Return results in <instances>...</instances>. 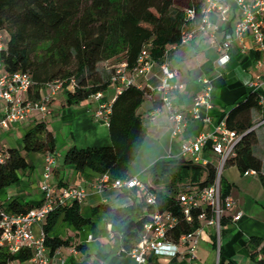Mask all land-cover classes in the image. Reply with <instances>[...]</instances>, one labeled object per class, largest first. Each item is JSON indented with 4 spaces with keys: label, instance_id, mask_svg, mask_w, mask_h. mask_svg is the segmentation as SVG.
<instances>
[{
    "label": "trees",
    "instance_id": "obj_1",
    "mask_svg": "<svg viewBox=\"0 0 264 264\" xmlns=\"http://www.w3.org/2000/svg\"><path fill=\"white\" fill-rule=\"evenodd\" d=\"M205 0H0V30L7 32L5 49L0 51L4 71L28 72L33 85L28 97L38 99L46 84L60 80L67 95V103L87 100L95 93L102 95L113 81L116 68L126 63V71L132 73L144 45L150 44V56L161 62L169 45L180 44L182 30L198 32L201 8ZM186 10H193V18L186 17ZM109 60L118 61L112 66L110 76L99 72V65ZM73 80V89L67 85ZM149 93V89L137 85L121 88L110 103L107 116L110 143L67 147L62 154L63 164L74 165L77 171L85 168L111 179L129 177L127 170L137 157L146 136L137 109ZM257 91L249 90L246 96L233 105L225 116L229 129L240 134L235 156L226 164L235 165L241 173L253 170L264 185L262 161L254 154L257 135L252 123V110L261 108ZM158 101V100H157ZM26 153H44L54 156L57 152L55 136L45 122L38 121L25 129L20 147H9L0 161V191L17 183L21 174L30 168ZM156 184L167 182V190H154L157 205L148 204L143 195L132 204L111 207L101 203L89 209L85 215L78 202L56 208L41 223L44 242L53 254L68 246L69 239L51 236L50 232L62 220L79 230L91 224V217L98 212L105 214L111 224V239L120 240L121 253L137 244L143 224L155 209L168 210L178 221L170 229L176 241L182 234L192 231L197 225L196 217L187 222L181 215L175 198L177 187L190 183L196 187L211 184L216 177L214 160L206 165L192 162L182 156L164 157L154 161L146 170ZM221 197L229 196L231 184L220 176ZM135 192L136 189H129ZM127 190H124L126 193ZM32 207L17 199L8 202L4 211L26 213ZM224 223V220L221 221ZM1 233V230H0ZM77 249H83L78 245ZM249 259L254 264H264V237L251 236L247 241ZM30 249L11 253L0 246V264L31 258ZM70 264V262L68 263ZM222 264H237L234 261Z\"/></svg>",
    "mask_w": 264,
    "mask_h": 264
},
{
    "label": "crops",
    "instance_id": "obj_2",
    "mask_svg": "<svg viewBox=\"0 0 264 264\" xmlns=\"http://www.w3.org/2000/svg\"><path fill=\"white\" fill-rule=\"evenodd\" d=\"M228 6L226 18L223 20L218 12L209 14L210 27L205 31L193 34L187 44L169 45L166 50V60L169 65L178 71L175 82L183 84V88L173 93L172 101L182 110L190 107L195 93L201 88L200 79L209 78L211 90V107L202 108L201 115L210 117V123L201 119L189 118L183 132V137H193L199 132L210 130L221 119H224L228 110L238 101L242 100L249 90L248 81L259 73L255 64L257 51L254 49L250 34L246 37V50L242 51L237 43H234L230 51V60L221 67L217 63L219 52L218 43L223 38L224 32L233 28L239 19V10L232 0H220ZM218 27L212 34V26ZM4 68L0 62V72ZM160 63L154 62L146 74L136 76V82L140 88H148L149 93L145 96L149 103L143 105L145 99L137 109L143 124L146 127V139L148 151L143 167L134 176L147 168L157 159L164 157L180 156L179 140L171 136V124L165 109L160 108L159 93L155 90L160 84ZM118 85L112 84L103 93L100 102L111 103L118 93ZM48 92L43 88L42 94ZM65 89L59 90L48 102L49 113L42 115L38 111L31 112L28 119L21 124H11L6 127L0 125V152L13 146L12 137L18 138L19 129L34 125L43 121L47 129L52 131L57 143V152L53 156L51 164V175L49 182L55 187L69 185H80L86 196L79 203L83 214L88 215L89 209L101 203L109 204L111 207L128 206L132 204L134 197L137 200L142 195L141 191L132 192L129 189H117L111 186L97 191L95 186L99 180V174L85 168L77 171L74 165L63 164L62 151L71 145L85 147L93 145H105L110 143L108 123L103 118L95 116L98 101L89 97L87 100L75 104L67 103ZM158 100V101H157ZM6 103L0 99V117L2 116ZM253 126L264 120V103L261 108L252 110ZM257 135V144L253 151L262 161L261 172L264 174V124L254 127ZM21 134V136L23 135ZM161 147L159 146V141ZM141 146V148H142ZM14 147V146H13ZM140 148V149H141ZM140 151V150H139ZM48 154L29 152L26 159L30 168L21 174L20 180L14 185L0 191V204L6 207L12 199L19 202H28L37 206L42 198L40 184L42 173L47 165ZM212 156L205 153V157ZM215 157L213 158V160ZM225 174L222 178L231 184L229 198L232 203L224 209L222 228L219 236V250L217 251V236L208 231L199 241L197 248V260L191 263L188 257L182 254L176 256L150 255L152 264H222L234 261L237 264H245L249 261L247 241L251 236L264 237V185L258 175L253 171L248 174L241 173L233 164H225ZM224 168V167H223ZM152 176V175H151ZM153 177H151L152 179ZM149 180V183L151 181ZM124 190H127L124 193ZM71 202H69L70 204ZM240 213L239 219L234 216ZM91 224L85 225L77 230L70 224L60 220L50 232L51 236L61 239H69L68 246L61 247L51 254V260L60 264H131L132 260L127 253H121L120 240L111 239V224L107 222L105 214L98 212L91 217ZM41 230V225L34 226L35 234ZM90 236V238H89ZM82 245L83 249H77ZM184 251V248H180ZM8 264H34L31 258L27 260H14Z\"/></svg>",
    "mask_w": 264,
    "mask_h": 264
},
{
    "label": "built area",
    "instance_id": "obj_3",
    "mask_svg": "<svg viewBox=\"0 0 264 264\" xmlns=\"http://www.w3.org/2000/svg\"><path fill=\"white\" fill-rule=\"evenodd\" d=\"M232 1L239 10V19L232 29L224 32L223 38L218 43L217 63L224 67L229 62L230 51L234 43H237L242 51L246 50V37L250 34L254 49L258 54L255 64L259 68V73L248 81V85L259 93V102L262 104L264 103V0ZM227 10L228 6L220 0H205L201 8V20L197 30L205 31L210 27V13L218 12L224 20ZM193 16V10H186L187 18H193ZM217 29L218 27L213 25L212 34ZM193 34V31L182 30L180 44H187L192 39ZM7 39V32L0 30V51L5 49ZM149 49L150 44L143 46L132 73H127L126 63L117 66L112 80L119 82L118 92L121 88L129 85L138 86L136 76L146 74L149 71L154 63ZM160 70V84L155 90L159 93L161 106L156 111L165 109L167 112L171 124V136L180 139V156L201 165L212 162L216 156V177L207 186L196 187L190 183H184L177 187L175 198L178 206H180L182 217L187 222H191L196 217L198 225L192 231L182 234L176 241L172 238L170 229L178 221L177 217L168 210L155 209L151 213L149 220L142 226L139 241L126 252L132 260L131 264H152L149 261L150 255L176 256L179 254L188 257V260L193 263L198 258L196 252L199 241L208 231L216 234L218 251L222 215L226 206L232 203L228 196L224 199L221 197L220 173L227 160L235 156L240 134L229 129L224 118L208 131L199 132L193 137H183L189 118L201 119L203 122L210 123V117L202 116L201 109L211 107V82L206 77L200 79L202 86L195 93L190 107L185 111L172 101L173 93L182 89L183 84L174 81L178 71L169 65L166 60V53L160 62ZM73 82L71 80L67 85L68 90L73 89ZM32 85L33 80L28 72H0V99L6 103L4 112L0 117L1 126L24 123L33 111H38L42 115L48 114L50 98L63 88L62 81L54 80L46 84L45 88L48 89L46 94H42L38 99H31L28 97V91ZM92 97L98 101L97 109L94 112L95 116L107 121L110 103L100 102L102 98L100 92L95 93ZM260 124H264V120L254 127ZM205 153L214 157L209 156L207 158ZM3 158V155L0 154V161ZM46 160L47 165L44 167L39 186L42 198L37 206L32 207L26 213H9L4 211L0 204V246L11 253L21 249H30L32 251L31 260L34 264H60L51 260V254L44 242L45 235L42 229L38 234H35L34 226L41 225L47 214L56 208L66 206L69 202H83L86 193L80 185L59 188L53 186L49 182L53 157L48 154ZM251 172L253 171L247 170L244 174ZM109 186L117 189H137L141 191L146 203L157 205L154 190L136 176L113 180L108 173L99 174V180L95 186L96 190L100 192ZM240 216L241 214L238 213L234 219L237 220ZM180 248H184V251L181 252ZM216 264L218 263L216 262Z\"/></svg>",
    "mask_w": 264,
    "mask_h": 264
},
{
    "label": "rangeland",
    "instance_id": "obj_4",
    "mask_svg": "<svg viewBox=\"0 0 264 264\" xmlns=\"http://www.w3.org/2000/svg\"><path fill=\"white\" fill-rule=\"evenodd\" d=\"M118 64V61H115V60H109L107 63H104V64H100L99 65V72L101 73V75L107 77V76H110V73H111V68H113L114 66H116ZM113 66V67H112ZM145 104L149 103L148 99H145L144 101ZM23 133V129H19L18 130V134L16 135L18 138H15L14 136L12 137V143H13V146L14 147H20L21 145V134ZM151 141V137L146 139L144 145L142 146V148L140 149L137 157L135 158V160L133 162H131V164L129 165L128 167V170H127V173L128 174H134L136 171H138L141 167H143L144 163H146V158L148 156L147 153L150 152V155L154 152V150L152 151H148L147 150V147H148V142ZM159 146L161 147V142H163V140L161 139L159 141ZM12 146V147H13ZM21 152L26 156V153L25 151L21 150ZM64 151H62L63 153ZM147 154V156H146ZM216 157V156H215ZM149 159V158H147ZM214 162L216 163L217 162V159L215 158L214 159ZM227 165L224 166V168L221 170V173H220V176H222L223 174H225V167ZM134 176H136L139 180L145 182L146 184H148L149 186L153 187V188H156L158 190H164L166 191L167 190V187H168V183L167 182H160L158 184H156L153 180V178L151 179V174L147 171H144L142 170L141 172H138L136 173ZM151 179L150 183H149V180ZM245 264H248L247 261L244 262ZM249 264L250 261H249Z\"/></svg>",
    "mask_w": 264,
    "mask_h": 264
}]
</instances>
